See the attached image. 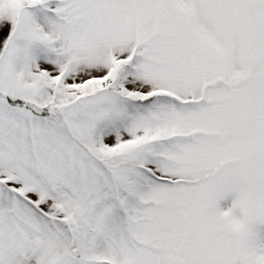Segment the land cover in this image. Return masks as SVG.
<instances>
[{
  "label": "snow or ice",
  "instance_id": "snow-or-ice-1",
  "mask_svg": "<svg viewBox=\"0 0 264 264\" xmlns=\"http://www.w3.org/2000/svg\"><path fill=\"white\" fill-rule=\"evenodd\" d=\"M0 264H264V0H0Z\"/></svg>",
  "mask_w": 264,
  "mask_h": 264
}]
</instances>
